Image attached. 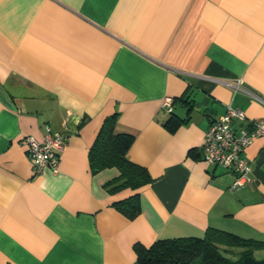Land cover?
Listing matches in <instances>:
<instances>
[{"label": "crops", "instance_id": "crops-1", "mask_svg": "<svg viewBox=\"0 0 264 264\" xmlns=\"http://www.w3.org/2000/svg\"><path fill=\"white\" fill-rule=\"evenodd\" d=\"M228 104L264 119V0H0V264H140L135 245L210 228L264 240V138L234 189L201 160ZM112 114L150 175L137 190L90 167ZM47 127L67 142L59 171L34 176L20 140ZM134 193L128 218L114 203Z\"/></svg>", "mask_w": 264, "mask_h": 264}, {"label": "trees", "instance_id": "trees-1", "mask_svg": "<svg viewBox=\"0 0 264 264\" xmlns=\"http://www.w3.org/2000/svg\"><path fill=\"white\" fill-rule=\"evenodd\" d=\"M133 136L116 132L115 115L105 118L89 150L93 173L114 167L118 176L108 181L110 192L130 188L137 190L151 179L147 170L132 163L127 152ZM115 208L128 218L139 212L138 194L114 203ZM140 264H264L254 252L264 250V240L243 238L236 234L210 228L202 237L158 239L149 247L135 245Z\"/></svg>", "mask_w": 264, "mask_h": 264}, {"label": "built area", "instance_id": "built-area-1", "mask_svg": "<svg viewBox=\"0 0 264 264\" xmlns=\"http://www.w3.org/2000/svg\"><path fill=\"white\" fill-rule=\"evenodd\" d=\"M239 85L238 81L236 88H239ZM171 105L172 99L164 97L162 107L171 112ZM257 138H264V119L248 118L243 110L228 104L225 112L211 121L204 134L200 148L201 160L233 172L235 179L231 188L234 189L251 180L250 166L242 153ZM66 142L65 133L52 134L49 127L46 128L42 140L29 135L21 138L20 143L26 147L34 176L44 168L53 173L59 171V154Z\"/></svg>", "mask_w": 264, "mask_h": 264}, {"label": "rangeland", "instance_id": "rangeland-1", "mask_svg": "<svg viewBox=\"0 0 264 264\" xmlns=\"http://www.w3.org/2000/svg\"><path fill=\"white\" fill-rule=\"evenodd\" d=\"M254 257L256 259L264 258V250H258L254 252Z\"/></svg>", "mask_w": 264, "mask_h": 264}]
</instances>
